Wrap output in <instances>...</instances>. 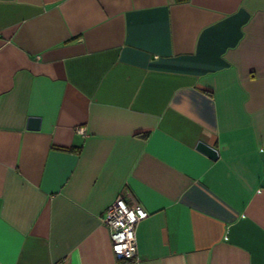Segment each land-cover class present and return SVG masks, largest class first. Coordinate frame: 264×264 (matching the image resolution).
I'll return each mask as SVG.
<instances>
[{
	"label": "crops",
	"instance_id": "0c3cea01",
	"mask_svg": "<svg viewBox=\"0 0 264 264\" xmlns=\"http://www.w3.org/2000/svg\"><path fill=\"white\" fill-rule=\"evenodd\" d=\"M0 264H264V0H0Z\"/></svg>",
	"mask_w": 264,
	"mask_h": 264
},
{
	"label": "built area",
	"instance_id": "2783aa9c",
	"mask_svg": "<svg viewBox=\"0 0 264 264\" xmlns=\"http://www.w3.org/2000/svg\"><path fill=\"white\" fill-rule=\"evenodd\" d=\"M148 215L137 200L129 199L125 194H119L107 206L102 219L110 230L112 248L117 256L139 261L137 227Z\"/></svg>",
	"mask_w": 264,
	"mask_h": 264
},
{
	"label": "water",
	"instance_id": "95a60500",
	"mask_svg": "<svg viewBox=\"0 0 264 264\" xmlns=\"http://www.w3.org/2000/svg\"><path fill=\"white\" fill-rule=\"evenodd\" d=\"M30 121L33 128H39V122H40L39 118L33 117L30 119ZM198 148L204 151L205 153H207L208 155H210L212 158H217L218 156L217 149L213 146L207 145L206 143L199 142Z\"/></svg>",
	"mask_w": 264,
	"mask_h": 264
}]
</instances>
